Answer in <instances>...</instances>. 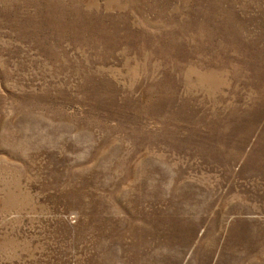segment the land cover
<instances>
[{
    "label": "rangeland",
    "instance_id": "1",
    "mask_svg": "<svg viewBox=\"0 0 264 264\" xmlns=\"http://www.w3.org/2000/svg\"><path fill=\"white\" fill-rule=\"evenodd\" d=\"M0 264H264V0H0Z\"/></svg>",
    "mask_w": 264,
    "mask_h": 264
}]
</instances>
